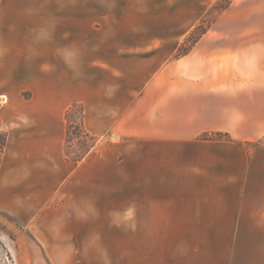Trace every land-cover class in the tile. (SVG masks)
I'll use <instances>...</instances> for the list:
<instances>
[{"label":"crops","instance_id":"1","mask_svg":"<svg viewBox=\"0 0 264 264\" xmlns=\"http://www.w3.org/2000/svg\"><path fill=\"white\" fill-rule=\"evenodd\" d=\"M219 1L7 3L0 212L19 224L16 264H264V0H228L177 55ZM73 103L94 138L74 161ZM176 218L213 244L176 261Z\"/></svg>","mask_w":264,"mask_h":264},{"label":"rangeland","instance_id":"2","mask_svg":"<svg viewBox=\"0 0 264 264\" xmlns=\"http://www.w3.org/2000/svg\"><path fill=\"white\" fill-rule=\"evenodd\" d=\"M20 2V0H0V19H5L8 15V2ZM228 0L219 1L214 7L211 8L210 13L206 19L200 24V29H206L209 22L212 19L213 12L220 7L226 5ZM32 13V16L37 17V11L25 12V14ZM20 14V13H19ZM193 33L196 34L199 32ZM193 32V31H192ZM191 32V33H192ZM190 33V34H191ZM191 39V38H190ZM186 39L179 46L177 55H179L186 48ZM54 45V44H48ZM65 45V44H64ZM73 57L81 60L85 58V44H73ZM78 46V50H77ZM78 52V55H77ZM73 58V59H74ZM33 78V76L31 77ZM37 78V77H35ZM28 81V78H26ZM48 84L54 83V74H48ZM29 98L28 92H22L20 99L22 101ZM21 102V101H20ZM7 99L4 96H0V117L5 118L7 115ZM83 107L80 103L71 104L65 113L67 134L65 142V152L69 160H79L86 153L88 148L93 145L94 138L85 133L82 123ZM6 125V123H4ZM5 132V131H4ZM19 224L15 222L14 218L6 213L0 212V264H16V242L15 236ZM176 233L174 235V253L176 261H186V256L189 257L193 253L194 247L201 246L200 248H207L213 244V236H196L192 234H186V219L176 218ZM199 249V247H198ZM200 255L203 251H196ZM209 253V251H207ZM203 255V254H202ZM192 259H188L187 264L191 263Z\"/></svg>","mask_w":264,"mask_h":264},{"label":"trees","instance_id":"3","mask_svg":"<svg viewBox=\"0 0 264 264\" xmlns=\"http://www.w3.org/2000/svg\"><path fill=\"white\" fill-rule=\"evenodd\" d=\"M200 26V25H199ZM199 26H197L193 32L186 38V42L188 44H186V48L180 53V54H184L186 53L189 48L191 47V45L199 38V36L204 32L205 29H200L199 31ZM197 30L199 31L198 33L196 34H193L195 32H197ZM191 38V39H190ZM222 134L221 133H218L216 134V136H221ZM6 139H7V135H6V132L4 131H1L0 130V156L1 154L3 153L4 151V148H5V145H6Z\"/></svg>","mask_w":264,"mask_h":264}]
</instances>
